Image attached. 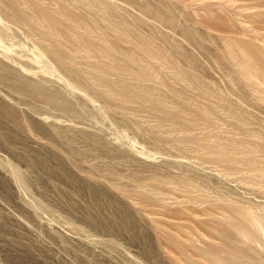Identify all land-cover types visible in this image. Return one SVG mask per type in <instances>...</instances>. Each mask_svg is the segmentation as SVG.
Wrapping results in <instances>:
<instances>
[{
  "label": "rangeland",
  "instance_id": "obj_1",
  "mask_svg": "<svg viewBox=\"0 0 264 264\" xmlns=\"http://www.w3.org/2000/svg\"><path fill=\"white\" fill-rule=\"evenodd\" d=\"M264 0H0V264H264Z\"/></svg>",
  "mask_w": 264,
  "mask_h": 264
},
{
  "label": "bare ground",
  "instance_id": "obj_2",
  "mask_svg": "<svg viewBox=\"0 0 264 264\" xmlns=\"http://www.w3.org/2000/svg\"><path fill=\"white\" fill-rule=\"evenodd\" d=\"M260 228H261V230H262V234H263V236H264V226H263V225H260Z\"/></svg>",
  "mask_w": 264,
  "mask_h": 264
}]
</instances>
